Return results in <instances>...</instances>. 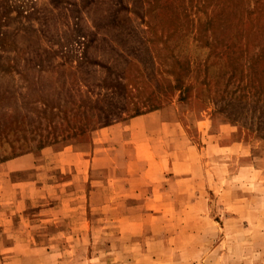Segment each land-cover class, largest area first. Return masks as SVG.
I'll return each instance as SVG.
<instances>
[{
	"label": "rangeland",
	"instance_id": "1",
	"mask_svg": "<svg viewBox=\"0 0 264 264\" xmlns=\"http://www.w3.org/2000/svg\"><path fill=\"white\" fill-rule=\"evenodd\" d=\"M158 218L171 264H264V0H0V264Z\"/></svg>",
	"mask_w": 264,
	"mask_h": 264
},
{
	"label": "crops",
	"instance_id": "2",
	"mask_svg": "<svg viewBox=\"0 0 264 264\" xmlns=\"http://www.w3.org/2000/svg\"><path fill=\"white\" fill-rule=\"evenodd\" d=\"M165 181H166V183H170L169 180H167V179ZM161 183L162 182H160V184ZM173 189H174V184L171 187L169 185H166V190H167L166 193L167 194L169 193V191H173ZM147 213L154 214L150 211H147ZM160 223H162V219L158 218L152 222H149V220H146V221H143V222H140L139 224H137L138 228H137V232L135 234L141 235L142 238L136 240L135 242L141 244V248H140L141 250H137L135 253H133V255H131V259L130 258L125 259L126 264H171L172 263L174 257L170 256V254H164L162 251L167 249L168 246L170 245V243L172 244L175 240L177 241V239H178L177 236H174V235H172V233H170L169 236L168 235H162L160 238H158L159 239L158 249L161 250V251L158 250L159 254H158V252H152V251L149 252L147 247H146L147 242H146V239L144 237V231L148 229V228H146L147 225L148 226H151L153 224L154 225H160ZM127 230H128L127 227L124 226L123 235L125 233H127ZM129 240H132V239H129ZM121 260H124V259H121ZM86 261L89 264V262H88L89 258L88 257H87Z\"/></svg>",
	"mask_w": 264,
	"mask_h": 264
}]
</instances>
